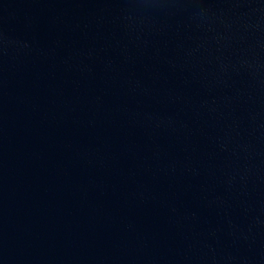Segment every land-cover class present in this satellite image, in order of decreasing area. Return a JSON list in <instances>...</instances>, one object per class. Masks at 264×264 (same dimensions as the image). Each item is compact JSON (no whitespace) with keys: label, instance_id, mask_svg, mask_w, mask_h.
Instances as JSON below:
<instances>
[{"label":"water","instance_id":"1","mask_svg":"<svg viewBox=\"0 0 264 264\" xmlns=\"http://www.w3.org/2000/svg\"><path fill=\"white\" fill-rule=\"evenodd\" d=\"M0 264H264V0H0Z\"/></svg>","mask_w":264,"mask_h":264}]
</instances>
